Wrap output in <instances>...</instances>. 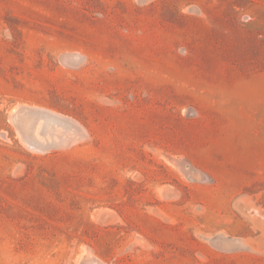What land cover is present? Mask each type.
<instances>
[{
    "label": "rangeland",
    "instance_id": "obj_1",
    "mask_svg": "<svg viewBox=\"0 0 264 264\" xmlns=\"http://www.w3.org/2000/svg\"><path fill=\"white\" fill-rule=\"evenodd\" d=\"M0 264H264V0H0Z\"/></svg>",
    "mask_w": 264,
    "mask_h": 264
}]
</instances>
